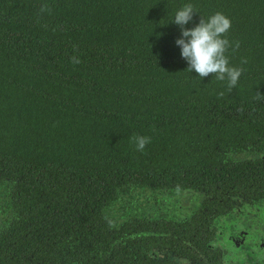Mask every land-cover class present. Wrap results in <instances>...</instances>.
<instances>
[{
    "label": "trees",
    "instance_id": "1",
    "mask_svg": "<svg viewBox=\"0 0 264 264\" xmlns=\"http://www.w3.org/2000/svg\"><path fill=\"white\" fill-rule=\"evenodd\" d=\"M186 3L231 19V91L187 70ZM181 179L264 186V0H0V264H163L177 224L124 200Z\"/></svg>",
    "mask_w": 264,
    "mask_h": 264
},
{
    "label": "flooded vegetation",
    "instance_id": "2",
    "mask_svg": "<svg viewBox=\"0 0 264 264\" xmlns=\"http://www.w3.org/2000/svg\"><path fill=\"white\" fill-rule=\"evenodd\" d=\"M222 153L232 160L251 157L247 151ZM177 183L167 182L159 190L131 189V196L125 197L137 206L147 200V209L178 226L167 232L165 246L150 250L152 259L163 264H264V186L260 180L234 190H222L220 181H211L208 188H217L211 193L195 184L183 186V179ZM6 200L0 194V224L10 217L2 210Z\"/></svg>",
    "mask_w": 264,
    "mask_h": 264
},
{
    "label": "clouds",
    "instance_id": "3",
    "mask_svg": "<svg viewBox=\"0 0 264 264\" xmlns=\"http://www.w3.org/2000/svg\"><path fill=\"white\" fill-rule=\"evenodd\" d=\"M40 11H50V9L47 5H42ZM195 13H198L196 7L186 3L177 10L172 21L181 29V36L175 43L181 49L182 58L187 61V70L195 71L201 79L211 75L218 81L226 80L228 90L231 91L244 71L242 67L232 66L226 54L229 48L236 50L240 46V42L236 41L233 47L227 37L232 21L227 15L217 11L207 18L201 16L194 27H185L193 20ZM71 60L73 63L80 62L75 56ZM241 63H247V60L242 59ZM261 95L257 93L256 98H261ZM132 140L138 151H144L146 145L151 143V137L144 135H134Z\"/></svg>",
    "mask_w": 264,
    "mask_h": 264
},
{
    "label": "rangeland",
    "instance_id": "4",
    "mask_svg": "<svg viewBox=\"0 0 264 264\" xmlns=\"http://www.w3.org/2000/svg\"><path fill=\"white\" fill-rule=\"evenodd\" d=\"M124 202H129L128 200H124ZM129 203H133L132 201H130Z\"/></svg>",
    "mask_w": 264,
    "mask_h": 264
}]
</instances>
